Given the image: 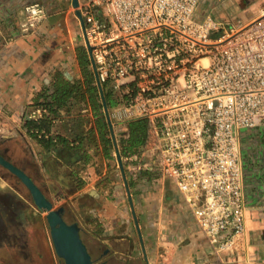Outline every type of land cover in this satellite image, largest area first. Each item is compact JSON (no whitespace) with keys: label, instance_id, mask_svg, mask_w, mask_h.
Segmentation results:
<instances>
[{"label":"crops","instance_id":"obj_1","mask_svg":"<svg viewBox=\"0 0 264 264\" xmlns=\"http://www.w3.org/2000/svg\"><path fill=\"white\" fill-rule=\"evenodd\" d=\"M33 1L45 5L47 17L22 34L19 15ZM75 12L72 0H0V153L24 169L53 206L63 207L67 222L78 223L95 262L264 264V125L240 131L245 229L235 248L217 252L159 167L147 118L142 144L122 153L120 135L130 120H111L109 127ZM262 13L264 0H198L195 16L210 15L229 29ZM34 107L44 108L35 121L28 119ZM23 148L29 156H21ZM0 211L6 223L8 214ZM24 218L49 229L45 211L34 204L25 203L15 216ZM33 247L30 254H17V264H64L53 243Z\"/></svg>","mask_w":264,"mask_h":264},{"label":"built area","instance_id":"obj_2","mask_svg":"<svg viewBox=\"0 0 264 264\" xmlns=\"http://www.w3.org/2000/svg\"><path fill=\"white\" fill-rule=\"evenodd\" d=\"M197 5L78 0L75 9L97 82L110 85V119H148L159 167L220 252L235 248L245 229L240 131L264 125V13L226 29L210 15L198 19ZM46 17L43 3H26L20 32ZM43 111L34 107L28 119Z\"/></svg>","mask_w":264,"mask_h":264},{"label":"water","instance_id":"obj_3","mask_svg":"<svg viewBox=\"0 0 264 264\" xmlns=\"http://www.w3.org/2000/svg\"><path fill=\"white\" fill-rule=\"evenodd\" d=\"M72 4L74 8H76L78 5V0H72ZM75 11L82 23V18L80 16L79 10L75 9ZM87 48L90 52V47L88 46ZM103 102L109 127H112L111 119L107 113L105 100H103ZM117 160L122 170V161L119 153H117ZM0 165L16 175V177L29 190L34 205L39 210L45 211V217L49 226L50 237L55 252L58 256L63 258L64 264H101L99 262H95L91 258V255L88 252L85 243L81 239L78 223L76 221L67 222L64 219L62 215L63 207H53L52 200L45 195V193L32 179V177L24 169L7 159L1 153Z\"/></svg>","mask_w":264,"mask_h":264},{"label":"rangeland","instance_id":"obj_4","mask_svg":"<svg viewBox=\"0 0 264 264\" xmlns=\"http://www.w3.org/2000/svg\"><path fill=\"white\" fill-rule=\"evenodd\" d=\"M109 87L110 85L108 83H105L103 85V92L109 93V89H110ZM112 104L113 102L110 105ZM15 149L18 150V147L17 148L15 147ZM26 155L29 156L28 149L23 148V153L21 156L24 157ZM3 172L6 173L5 171ZM9 179H6L5 177H3V175H0V187L2 189H6L9 192L15 190L22 195L23 201L25 203L34 204L31 195L29 193V190L21 182H19L16 177L10 176ZM14 185H16V187ZM40 223L41 222L39 221L37 224L31 225L30 222L25 218L20 221L16 220L15 222L11 220H7L6 224L8 226L7 228L8 234L12 232L13 227H16V224L17 225L19 224V226H21L22 233L19 234L20 235L19 239L17 240L11 239L12 241L5 240L0 244V264H17L19 261L17 259V257H19L17 254L21 252L30 254V252L33 251L32 249L34 248L33 246L40 247L42 245H45V243L48 244L52 243L49 229L46 226L44 227V225L42 228ZM6 254L8 255L7 259H5Z\"/></svg>","mask_w":264,"mask_h":264},{"label":"flooded vegetation","instance_id":"obj_5","mask_svg":"<svg viewBox=\"0 0 264 264\" xmlns=\"http://www.w3.org/2000/svg\"><path fill=\"white\" fill-rule=\"evenodd\" d=\"M3 171H5L6 173H4ZM0 175H3V177H5L6 179H9L10 176L16 177V175H14L9 170L4 168L2 165H0ZM17 180L21 182L18 178ZM14 186L16 187V185ZM24 206H25V202L15 197L14 194L9 193V192H4V190H0V210L2 211L4 210V212L8 214V220L15 222L16 221L15 216L18 215V211L22 209ZM1 213L2 212L0 211V244L4 242L5 240L12 241L11 239H16V240L19 239L20 238L19 234L22 233L21 226H19V224L18 225L16 224V227H13L12 232L8 234L7 232L8 226L3 221L2 219L3 215Z\"/></svg>","mask_w":264,"mask_h":264},{"label":"trees","instance_id":"obj_6","mask_svg":"<svg viewBox=\"0 0 264 264\" xmlns=\"http://www.w3.org/2000/svg\"><path fill=\"white\" fill-rule=\"evenodd\" d=\"M104 100L107 105L112 102L108 95L104 92ZM101 125L107 127V121L104 115H101ZM147 119L145 117H140L132 119L125 123L123 133L121 132V150L122 153H132L137 150L138 146L142 144L146 136Z\"/></svg>","mask_w":264,"mask_h":264}]
</instances>
